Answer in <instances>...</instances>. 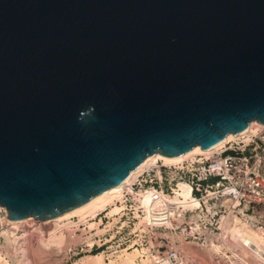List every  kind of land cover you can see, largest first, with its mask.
Returning a JSON list of instances; mask_svg holds the SVG:
<instances>
[{
	"label": "water",
	"instance_id": "95a60500",
	"mask_svg": "<svg viewBox=\"0 0 264 264\" xmlns=\"http://www.w3.org/2000/svg\"><path fill=\"white\" fill-rule=\"evenodd\" d=\"M264 124V0H0V206L45 220L145 157Z\"/></svg>",
	"mask_w": 264,
	"mask_h": 264
},
{
	"label": "built area",
	"instance_id": "2783aa9c",
	"mask_svg": "<svg viewBox=\"0 0 264 264\" xmlns=\"http://www.w3.org/2000/svg\"><path fill=\"white\" fill-rule=\"evenodd\" d=\"M262 129L263 134H252L247 142L229 141L178 167L158 162L123 184L125 207L120 218H141L146 230L132 244L139 260L148 259L146 264H264ZM178 184L188 189L186 197L176 196ZM138 191L147 194L145 204L135 201ZM97 217L106 216L100 212ZM93 230L82 223L72 225L68 240H82L67 251L90 253L106 244L91 236ZM0 255L7 260L11 254L5 250ZM18 256L22 260L19 252ZM23 260L29 264L27 258Z\"/></svg>",
	"mask_w": 264,
	"mask_h": 264
},
{
	"label": "rangeland",
	"instance_id": "374dc122",
	"mask_svg": "<svg viewBox=\"0 0 264 264\" xmlns=\"http://www.w3.org/2000/svg\"><path fill=\"white\" fill-rule=\"evenodd\" d=\"M256 130V133L258 132L259 134H263L262 128ZM6 216L7 212L1 208L0 252L8 250L11 254L7 259L9 261L0 255V262H4L6 264H26V261L24 262L23 260L24 258L28 259L29 264H83L84 262L85 264H96L94 263V257L99 254H104L105 256L103 263L101 264H112V262L114 264H119L122 259L127 257L126 255L131 252L135 253V246H132V244L134 242H138L146 231L141 225L136 227V224H139V222L142 221L141 218L138 220H130L128 216H124L120 219L118 218L119 220L104 233L100 234L96 229L92 231L93 234L91 236L96 235L95 240L100 238L101 243L105 242L106 244H103L100 247L95 246L90 253H79L73 255L72 252H68L67 249L69 247H75L82 239L80 240L79 238L80 241H69L67 231L72 225L78 224L76 219L72 220V222H74L73 224L64 223L60 226L51 223V220L40 222L35 219H30L32 221L13 227L6 222ZM105 216H107V213H105ZM100 220H102V224L100 226L102 229L108 226L110 222L108 217L103 219L97 217L95 222H100ZM14 228L19 230L15 229V231L13 230ZM88 229L90 230L89 227ZM133 232L136 233L137 238L134 237ZM61 238H63V240ZM96 243L99 244L100 242L96 241ZM127 246V250H122V248ZM18 252L21 254L22 260H20ZM136 253L138 255V251H136ZM118 257H121L122 259H119ZM89 260L90 262H88ZM147 260L148 259L139 260L138 256H136V261L140 264L144 262V264H146Z\"/></svg>",
	"mask_w": 264,
	"mask_h": 264
},
{
	"label": "bare ground",
	"instance_id": "6f19581e",
	"mask_svg": "<svg viewBox=\"0 0 264 264\" xmlns=\"http://www.w3.org/2000/svg\"><path fill=\"white\" fill-rule=\"evenodd\" d=\"M263 127H264V124L258 122L257 120H251L244 130L237 132V133H228L209 149H200L199 145H195L194 147H192L190 150L186 152H183L177 155H171L168 157H166L163 154H150L147 157H145L144 160L140 164L137 165V167L131 170L130 173L127 175V177L120 184L114 185V186H111L105 189L104 191H102L101 193L97 195H94L92 198H90L88 201H86L85 203L81 205H78L50 219L40 220V222L51 220V223L56 224L57 226H60L64 223L73 224L74 222H72V220L76 219L78 223L85 224L90 229H96L97 232L100 234L104 233L108 228H111L113 224L117 222L122 215L121 211L125 207L121 199V189H122L123 184L128 182L131 178L136 177L144 169H147L155 165L158 162L161 165H166V166H175V167L181 166L185 161H191L192 159L196 158V156L198 155L207 156L214 150H217L221 148L222 146H224L229 141L242 140V141L247 142L250 136L256 133L257 131L256 129L259 130ZM178 187L179 189L174 190L176 192V196L177 194H180L183 197H186L189 193L188 189L187 190L184 189L181 184H178ZM136 194H140V195H136ZM134 199L135 201H139L141 204H145L147 201V194H145V192L143 191H138L134 194ZM1 208H3L7 212V210L4 207L0 206V209ZM100 212L107 213L106 217L110 219L108 226H106L103 229L100 227L102 224V220H100V222H95V220L97 219V215ZM134 215L136 216V214ZM30 219H34V218L25 217V218L18 219V220H12V219H8L6 216V222L13 227H17L19 225H23V224H26L32 221ZM36 221H39V220H36ZM141 222H139V224H136V227L138 225H141ZM15 229L17 228H14L13 230ZM109 230H112V229H109ZM61 239L63 240V238ZM135 250L138 251L137 249ZM135 253L134 252L129 253L128 255H126L127 257L124 259L120 257L122 261H120L119 264H140L136 261V256L138 255L137 253L136 254ZM104 257H105L104 254H99L98 256L94 257L95 258L94 263L96 264L103 263ZM88 262H90V260ZM83 264H85V262ZM112 264L114 263L112 262Z\"/></svg>",
	"mask_w": 264,
	"mask_h": 264
}]
</instances>
